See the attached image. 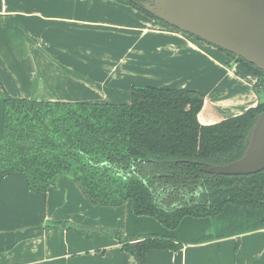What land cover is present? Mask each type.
Masks as SVG:
<instances>
[{"label": "crops", "instance_id": "crops-1", "mask_svg": "<svg viewBox=\"0 0 264 264\" xmlns=\"http://www.w3.org/2000/svg\"><path fill=\"white\" fill-rule=\"evenodd\" d=\"M256 83L219 49L120 0H0V140L5 93L129 104L133 87L185 89L203 97L199 123L213 125L263 102ZM127 215L126 205L91 203L70 176L34 195L23 174H5L0 264H137L121 248ZM145 264H264V229L150 251Z\"/></svg>", "mask_w": 264, "mask_h": 264}, {"label": "trees", "instance_id": "trees-1", "mask_svg": "<svg viewBox=\"0 0 264 264\" xmlns=\"http://www.w3.org/2000/svg\"><path fill=\"white\" fill-rule=\"evenodd\" d=\"M120 1L166 25L143 9L148 0ZM222 52L264 91L261 71ZM202 107V95L185 89L133 87L129 104L38 102L5 93L0 178L23 174L29 191L43 195L70 176L94 205H126L121 248L134 256L138 240L142 264L150 251L176 252L263 230L264 171L215 176L203 170L244 155L264 101L213 125L199 123Z\"/></svg>", "mask_w": 264, "mask_h": 264}, {"label": "water", "instance_id": "water-1", "mask_svg": "<svg viewBox=\"0 0 264 264\" xmlns=\"http://www.w3.org/2000/svg\"><path fill=\"white\" fill-rule=\"evenodd\" d=\"M142 7L171 28L230 53L264 74V0H149ZM203 171L215 176L263 172L264 112L255 119L240 159ZM133 245V257L142 264L139 241Z\"/></svg>", "mask_w": 264, "mask_h": 264}, {"label": "rangeland", "instance_id": "rangeland-1", "mask_svg": "<svg viewBox=\"0 0 264 264\" xmlns=\"http://www.w3.org/2000/svg\"><path fill=\"white\" fill-rule=\"evenodd\" d=\"M260 91H263L262 89H259ZM263 93H264V91H263ZM163 235V234H162Z\"/></svg>", "mask_w": 264, "mask_h": 264}, {"label": "flooded vegetation", "instance_id": "flooded-vegetation-1", "mask_svg": "<svg viewBox=\"0 0 264 264\" xmlns=\"http://www.w3.org/2000/svg\"><path fill=\"white\" fill-rule=\"evenodd\" d=\"M149 1V0H148Z\"/></svg>", "mask_w": 264, "mask_h": 264}]
</instances>
